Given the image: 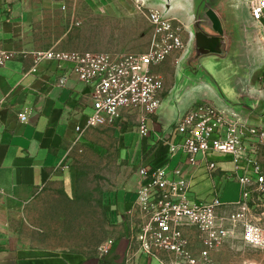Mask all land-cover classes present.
<instances>
[{
	"label": "crops",
	"instance_id": "crops-1",
	"mask_svg": "<svg viewBox=\"0 0 264 264\" xmlns=\"http://www.w3.org/2000/svg\"><path fill=\"white\" fill-rule=\"evenodd\" d=\"M74 16L75 10L69 7L67 0H0V51L15 55L0 67V264H155L138 251L137 244L132 257L128 256L133 238L132 224L145 222L135 209L143 184L139 173L134 175L127 188L121 187L109 197L108 220L111 226L115 222L119 230L114 241L109 240L113 241V246L106 255L98 257L80 251L22 244L13 227L42 192L49 188L65 192L74 190L77 173L71 161L78 148L91 144L96 131L114 132L119 140L120 160L128 161L138 169L168 166L173 170L183 159L182 152L171 156V145L179 142L173 134L178 117L195 105L205 103L229 113L206 87L181 98L173 97L176 69L174 82L163 94V100L169 97L168 107L158 115L157 123L149 124L148 137L140 135L137 116L133 114L125 115L114 128L90 129L79 139L77 128H84L92 114L90 89L69 73V65L60 68L55 63L42 62L36 72H31L36 53L68 48L66 42L72 38ZM242 18L247 25L243 34L244 90L256 106L262 108L264 92L260 91L259 84L264 73V30L254 23L252 28ZM160 67L155 69L156 73ZM25 111L28 121L22 123L19 114ZM250 123L264 126V118H252ZM211 159L218 164L219 172L215 175L219 179L235 169L229 156L215 154ZM260 161L264 166V148ZM206 173V169L195 173L192 201L214 200L211 179L212 188L207 194L201 186L200 193L194 188L199 176ZM232 182L239 188L237 197L223 203H234L240 198V185L237 180ZM228 183L222 182L223 197ZM186 237L192 251L198 254L202 245L197 230L187 228ZM212 257L217 259V253L214 252Z\"/></svg>",
	"mask_w": 264,
	"mask_h": 264
},
{
	"label": "built area",
	"instance_id": "built-area-1",
	"mask_svg": "<svg viewBox=\"0 0 264 264\" xmlns=\"http://www.w3.org/2000/svg\"><path fill=\"white\" fill-rule=\"evenodd\" d=\"M246 3L253 23L264 30V0ZM139 9L153 27L151 46L145 53L50 49L35 54L31 72H36L42 62L60 68L69 65V73L90 89L92 114L84 128H77L79 139L90 129L114 128L125 115L133 114L140 135L146 138L149 124L158 121L164 86L155 69L174 54L179 55V63L188 51L191 35L182 14L166 13L140 1ZM14 56L0 51V67ZM259 88L264 92V73ZM19 119L26 123L28 112L20 113ZM173 134L179 142L171 145V156L183 153L179 166L173 170L168 166L139 170L143 184L135 209L145 222L132 224L128 256L132 257L137 244L138 251L155 264H214L213 253L237 236L249 247L264 249V166L260 161L264 126L252 125L205 103L180 115ZM215 154L229 156L235 166L222 179L215 175L219 172L218 164L211 159ZM201 169H206L214 185L211 202L191 200L195 173ZM232 180L240 185V198L223 203L222 182ZM187 228L198 232L202 245L198 254L190 248ZM111 246L113 241H108L102 253L107 254Z\"/></svg>",
	"mask_w": 264,
	"mask_h": 264
},
{
	"label": "rangeland",
	"instance_id": "rangeland-1",
	"mask_svg": "<svg viewBox=\"0 0 264 264\" xmlns=\"http://www.w3.org/2000/svg\"><path fill=\"white\" fill-rule=\"evenodd\" d=\"M67 3L75 10V16L72 38L66 42L65 51L145 53L149 50L153 27L142 15L139 0H67ZM240 9L252 27L246 0ZM178 58V54L172 55L157 71L163 81L162 95L174 82ZM168 100L166 96L159 116L167 109ZM71 165L77 173L74 190L49 188L42 192L13 224L14 230L19 242L29 246L80 251L98 257L106 255L101 248L109 240L114 241L119 230L115 222L111 226L108 220L109 197L121 187L127 188L140 169L120 160L119 140L114 132L99 130L89 146L76 150ZM232 181L227 182L224 197L225 190L221 192L222 202L237 197L239 188ZM194 185L198 193L200 186L206 194L212 188L207 173L199 176ZM215 253L214 264H264V249L247 246L241 236Z\"/></svg>",
	"mask_w": 264,
	"mask_h": 264
},
{
	"label": "water",
	"instance_id": "water-1",
	"mask_svg": "<svg viewBox=\"0 0 264 264\" xmlns=\"http://www.w3.org/2000/svg\"><path fill=\"white\" fill-rule=\"evenodd\" d=\"M139 1L187 19L191 40L178 63L173 97L206 87L225 105L228 114L248 122L264 118V106L258 108L244 90L243 34L247 25L239 8L241 0Z\"/></svg>",
	"mask_w": 264,
	"mask_h": 264
}]
</instances>
